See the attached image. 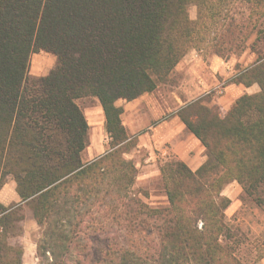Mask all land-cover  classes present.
Returning <instances> with one entry per match:
<instances>
[{
    "label": "trees",
    "instance_id": "16d2710c",
    "mask_svg": "<svg viewBox=\"0 0 264 264\" xmlns=\"http://www.w3.org/2000/svg\"><path fill=\"white\" fill-rule=\"evenodd\" d=\"M245 49L254 60L227 83L258 91L226 112L201 97L180 107L205 160L159 167L166 205L135 199L137 139L117 102L155 91L189 50L224 59ZM39 51L56 64L29 82ZM83 97L98 101L109 138L90 161ZM11 181L19 202L0 203V264H23L28 216L38 264H257L264 245L229 226L222 191L236 182L264 204V0H0V190ZM113 224L138 243L113 240Z\"/></svg>",
    "mask_w": 264,
    "mask_h": 264
},
{
    "label": "rangeland",
    "instance_id": "374dc122",
    "mask_svg": "<svg viewBox=\"0 0 264 264\" xmlns=\"http://www.w3.org/2000/svg\"><path fill=\"white\" fill-rule=\"evenodd\" d=\"M188 13L190 19H195L196 8L194 6L189 7ZM185 56L191 57L192 59H195L200 63L208 64L209 60H211L212 58L226 63V65L228 66V68H225L226 75H217L219 83H227L236 71L251 64L255 58V56L251 54L249 49H245L243 52L237 55H230L224 59L211 55L208 51L205 50H189ZM55 64L56 58L50 53L39 51L32 54L29 61L28 81L31 82L47 75L48 72L55 66ZM177 77L178 73H171L167 81H165L164 83H158V88L153 93L157 96H165L166 98L168 97L172 109L177 108V106H179L180 104L176 97L178 92H181V89H178L179 85L181 84L179 83V81H177ZM217 91V89L210 90L208 93L201 97L205 100H208V103L205 102V104H207L208 106H217L212 103V100L215 99L217 95H219ZM256 91H258V87L256 85H253L252 89H250L246 94H252ZM190 100H186V102H189ZM76 103L84 113L86 120L90 126L88 132L89 143L82 153L83 161H88L105 153L108 148L109 138L104 130V116L98 101L93 97H83L76 100ZM143 133L144 129H141L138 135H142ZM146 157L147 155L145 150L138 147H136V149H134L129 155H127V158L132 159L138 169L137 177L135 179L134 185L132 186L133 197L135 199H139L141 202L147 204L152 208L164 206L166 205V198L162 189L163 186L160 173L156 172V169L159 170V167L170 158L165 159L159 157L154 167L146 168ZM146 171H148V177H144V175H146ZM9 183L6 184V190H4V192H2V194L0 195V200H2L3 202H8V200L10 199V194L15 192V185L12 183V181ZM222 195L229 198L231 201L229 207L225 211L226 221L229 226L235 229L236 232L245 236L247 238V243H258L264 245V204L262 207H257V205L253 203V201L245 197L242 188L236 182L228 184L223 189ZM262 197L264 198V192L262 194ZM93 217L96 220L100 218L99 215H94ZM106 220L110 221L109 217ZM149 224H152V221H149ZM113 225V231L112 233H109L111 235V238H114L113 240H116L121 244L125 243V240L127 239L130 240L129 242L133 241L135 244L138 243V241H135L136 235L130 232V230L124 229L122 227L121 229H118V225ZM117 230L119 233L116 232ZM39 236V227L35 224L31 217L28 216L23 225V264H38L35 256V250L36 242ZM250 247V245H246L245 248L242 247V252L244 249L248 251ZM244 254L245 251L244 253L240 252L239 255L243 256ZM257 264H262L261 260Z\"/></svg>",
    "mask_w": 264,
    "mask_h": 264
},
{
    "label": "crops",
    "instance_id": "0c3cea01",
    "mask_svg": "<svg viewBox=\"0 0 264 264\" xmlns=\"http://www.w3.org/2000/svg\"><path fill=\"white\" fill-rule=\"evenodd\" d=\"M225 68H228L226 63L218 59L212 58L207 64L184 56L172 72L178 73L177 81L181 84L178 88L181 92H178L176 96L180 104L175 109H172L168 97L154 95V91L143 94L132 101L119 100L117 102L119 103L117 105L122 108L120 117L127 134L130 137H136L137 147L146 152V168L154 167L159 157L179 160L191 171L198 169L204 162L203 146L186 130L176 112L183 105L216 89L219 95L212 100V103L217 105L222 112H226L240 95L252 89V87L246 88L241 84L219 83L217 75H226ZM186 100L190 101L186 102ZM141 129H144V133L138 135ZM156 172L159 173V170L156 169ZM147 173L148 171L144 177H148ZM4 190H6V185L1 189L0 195ZM18 202L19 198L15 192L10 194L8 202L0 200L4 206ZM261 263L264 264V258Z\"/></svg>",
    "mask_w": 264,
    "mask_h": 264
}]
</instances>
